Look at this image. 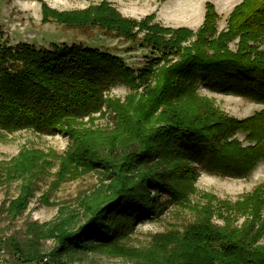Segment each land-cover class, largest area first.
<instances>
[{
	"label": "trees",
	"instance_id": "1",
	"mask_svg": "<svg viewBox=\"0 0 264 264\" xmlns=\"http://www.w3.org/2000/svg\"><path fill=\"white\" fill-rule=\"evenodd\" d=\"M42 14L43 24L100 29L133 42L142 35L144 44L163 53L137 70L117 55L82 45L0 43V134L31 130L68 137L72 145L55 189L86 173L102 175L79 212L61 208L54 221L29 225L27 241L7 239L16 263L73 264L74 254L89 251L133 264H264V185L235 203L214 204L208 195L207 204L195 208V222L155 235L147 249L125 241L138 223L162 215L163 194L191 204L187 196L199 169L242 180L264 162V109L240 120L199 93L204 88L264 106V0H243L220 32L211 2L196 32L153 23L154 15L126 18L107 0L62 12L42 3ZM117 86L130 90L124 101L107 96ZM110 111L116 119L108 129L82 124ZM47 158L34 150L0 162V187L21 181L18 197L1 206L11 221L29 208ZM42 201L50 205L46 196ZM216 215L223 226L214 222ZM47 240L54 241L48 253L42 250Z\"/></svg>",
	"mask_w": 264,
	"mask_h": 264
},
{
	"label": "rangeland",
	"instance_id": "2",
	"mask_svg": "<svg viewBox=\"0 0 264 264\" xmlns=\"http://www.w3.org/2000/svg\"><path fill=\"white\" fill-rule=\"evenodd\" d=\"M103 1L0 0V26L4 32L3 37L0 38V43L6 42L10 46L26 43L37 48L47 49H52L53 45L60 47L74 44L82 45L117 55L123 58L127 65L137 70L145 66L150 60L162 55V51H154L144 44L142 35L139 40L133 42L100 29H76L68 28L56 22L48 24L42 22V3L62 12L84 10L89 6L99 5ZM107 1L126 18L141 21L154 15L156 18L153 23L166 28H187L195 32L203 25L200 24L202 14L199 12L197 0ZM221 26L222 24L219 29L222 28ZM235 44L236 42L231 43L232 50L236 49ZM199 93L202 97L213 101L223 113L236 119H246L260 110V105L239 97L211 93L204 88H200ZM129 94L128 88L117 86L112 88L107 96L111 99L124 101ZM115 117V112L110 111L106 117L98 114L95 116L94 122H88L89 120L86 119L82 124L87 125L88 128L108 129L109 124L115 122ZM238 138L243 141L245 135L238 134ZM71 145L68 137L63 135H40L31 130L13 135L0 134V162L2 163H9L23 151L37 150L48 155V162L43 166L36 181L35 188L38 190L34 199L31 200L29 208L14 221L6 217L1 206L4 200L18 197L21 181L0 187V239L2 240L0 242V264H17L7 239L15 238L20 241H27L31 238L26 234L29 225L34 222L42 225L54 221L61 208L67 212H79L81 199L90 195L101 184V173H86L79 179L68 180L58 188H54L53 184L58 179L62 159L68 156L67 153ZM197 173L199 177L194 182V190L187 196L191 204L187 202L176 204L170 195L163 194L160 198L164 206L162 215L138 223L134 231L125 240L128 247L147 249L155 235L182 230L184 226L195 222L197 219L195 208L205 206L209 201L208 195L217 199L214 204H217L218 201L235 203L253 192L258 186L264 185V163L250 177L242 180L211 176L201 169ZM44 196L48 198L50 205H46L42 201ZM83 220V218L79 219L76 224L82 223ZM213 220L217 225H224L223 220L217 215ZM242 223L243 219L240 218L234 225L241 226ZM42 243V250L46 253L54 247L53 240ZM70 259L73 264H133L127 259L89 251L76 253Z\"/></svg>",
	"mask_w": 264,
	"mask_h": 264
},
{
	"label": "crops",
	"instance_id": "3",
	"mask_svg": "<svg viewBox=\"0 0 264 264\" xmlns=\"http://www.w3.org/2000/svg\"><path fill=\"white\" fill-rule=\"evenodd\" d=\"M199 2V12L202 14V22L201 25L204 22L205 19V12H206V3L211 2L215 5L217 13L219 14V22L217 24L218 30L223 31L227 28V20L228 16L231 14V12L234 10V8L243 2V0H197ZM222 24V28L219 29L220 25ZM200 25V26H201ZM260 110L264 109V106L260 105ZM257 111V112H259ZM263 163H260L256 169L259 168V166H263Z\"/></svg>",
	"mask_w": 264,
	"mask_h": 264
}]
</instances>
